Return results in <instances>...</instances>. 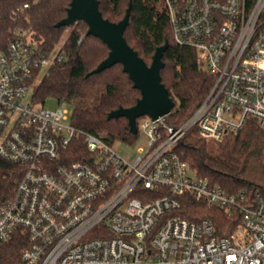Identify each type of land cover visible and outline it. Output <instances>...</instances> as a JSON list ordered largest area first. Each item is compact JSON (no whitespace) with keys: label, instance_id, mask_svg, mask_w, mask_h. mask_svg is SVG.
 Here are the masks:
<instances>
[{"label":"built area","instance_id":"1","mask_svg":"<svg viewBox=\"0 0 264 264\" xmlns=\"http://www.w3.org/2000/svg\"><path fill=\"white\" fill-rule=\"evenodd\" d=\"M164 3L175 42L198 52L213 82L180 125L141 116L148 148L131 162L74 125L68 103L33 100L62 52H41L23 31L0 51V159L18 168L0 199V264H264V192H230L176 150L192 128L221 140L248 118L264 127V0ZM184 195L240 220L221 235L178 213Z\"/></svg>","mask_w":264,"mask_h":264},{"label":"trees","instance_id":"2","mask_svg":"<svg viewBox=\"0 0 264 264\" xmlns=\"http://www.w3.org/2000/svg\"><path fill=\"white\" fill-rule=\"evenodd\" d=\"M129 1H132V9L124 35L139 55L151 64L157 47L169 42L163 55L165 66L161 76L175 101L167 121L180 125L207 96L213 75L202 67L194 48L175 42L164 0H99V8L105 18L119 21L126 14ZM70 2L0 0V51H5L9 42L23 31L34 39L41 52H52L69 29L57 49L64 54L63 60L50 66L41 76L33 100L41 104L48 99L68 103L74 108L71 122L83 131L112 145L117 141L133 144L139 133L130 131L128 119L108 118V113L120 106L134 105L141 97L140 90L120 63L88 75L108 55L109 48L99 37L87 33L88 25L84 20L69 27L56 26L67 15ZM263 147L264 127L255 118H248L239 132L229 133L221 140L204 138L192 128L176 150L198 175L230 192L241 189L264 192ZM76 148L85 151L83 139ZM17 173V165L0 159V199L12 195ZM181 198L179 214L191 220L208 218L221 235L232 232L240 220L225 209L209 207L190 195Z\"/></svg>","mask_w":264,"mask_h":264},{"label":"water","instance_id":"3","mask_svg":"<svg viewBox=\"0 0 264 264\" xmlns=\"http://www.w3.org/2000/svg\"><path fill=\"white\" fill-rule=\"evenodd\" d=\"M132 1H129L126 14L119 21L105 18L99 8V0H71L67 15L56 23L57 27L71 26L78 20L88 25V34L99 37L109 48L108 55L88 72H100L117 63L129 75L141 97L130 107L120 106L108 113V118L126 117L132 133H137V118L149 115L156 119L168 115L175 101L162 82L161 69L165 66L163 55L169 47L166 41L157 47L151 64H148L127 41L124 32L129 23Z\"/></svg>","mask_w":264,"mask_h":264},{"label":"rangeland","instance_id":"4","mask_svg":"<svg viewBox=\"0 0 264 264\" xmlns=\"http://www.w3.org/2000/svg\"><path fill=\"white\" fill-rule=\"evenodd\" d=\"M69 29H66L62 38L60 39L59 43L55 46L53 51H56L58 48L61 47L64 40L66 39L68 35ZM36 81L34 83V86L31 88V93L34 92L35 86L37 85ZM58 101L56 99H48L44 106L53 108L57 105ZM73 106L68 104V111L70 115L73 113ZM114 149L121 154L122 157H124L128 161H133L134 158L140 154H142L147 148H148V136L141 130L138 139L133 144H127L121 141H117L113 145Z\"/></svg>","mask_w":264,"mask_h":264}]
</instances>
